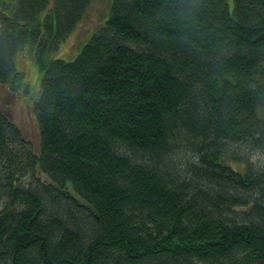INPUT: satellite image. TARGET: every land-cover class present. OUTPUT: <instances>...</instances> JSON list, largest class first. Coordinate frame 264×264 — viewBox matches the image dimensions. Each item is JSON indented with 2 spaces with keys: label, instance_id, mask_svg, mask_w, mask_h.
<instances>
[{
  "label": "trees",
  "instance_id": "trees-1",
  "mask_svg": "<svg viewBox=\"0 0 264 264\" xmlns=\"http://www.w3.org/2000/svg\"><path fill=\"white\" fill-rule=\"evenodd\" d=\"M92 1L0 4V87L42 72L37 150L0 102V264H264V0H113L51 59Z\"/></svg>",
  "mask_w": 264,
  "mask_h": 264
},
{
  "label": "rangeland",
  "instance_id": "rangeland-1",
  "mask_svg": "<svg viewBox=\"0 0 264 264\" xmlns=\"http://www.w3.org/2000/svg\"><path fill=\"white\" fill-rule=\"evenodd\" d=\"M3 1L10 4L13 3V0H0V4ZM112 1L93 0L76 28L59 45L57 50L49 52L51 59L74 60L85 43L105 24ZM41 19L43 18L41 17ZM16 66L18 71L24 75L23 81L16 90L10 84L1 86L0 102L12 121L19 126L24 137L37 150L40 140V129L34 113V103L39 96L42 72L37 67L32 47L27 46L22 54H18ZM237 167L242 169L241 165Z\"/></svg>",
  "mask_w": 264,
  "mask_h": 264
}]
</instances>
